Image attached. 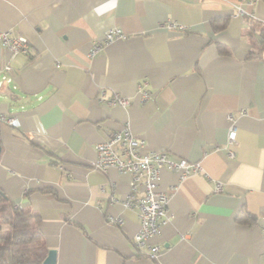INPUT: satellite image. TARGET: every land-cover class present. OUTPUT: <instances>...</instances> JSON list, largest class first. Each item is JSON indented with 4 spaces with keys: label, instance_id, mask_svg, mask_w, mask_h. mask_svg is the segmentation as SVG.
<instances>
[{
    "label": "crops",
    "instance_id": "0c3cea01",
    "mask_svg": "<svg viewBox=\"0 0 264 264\" xmlns=\"http://www.w3.org/2000/svg\"><path fill=\"white\" fill-rule=\"evenodd\" d=\"M112 27L124 36L105 43ZM0 30L30 43L11 57L0 41V116L17 120L0 119V188L40 214L56 264H264V0H0ZM125 128L199 165L183 179L161 169L174 189L155 258L134 241L130 175L95 166Z\"/></svg>",
    "mask_w": 264,
    "mask_h": 264
},
{
    "label": "built area",
    "instance_id": "2783aa9c",
    "mask_svg": "<svg viewBox=\"0 0 264 264\" xmlns=\"http://www.w3.org/2000/svg\"><path fill=\"white\" fill-rule=\"evenodd\" d=\"M256 1V0H250ZM240 12L243 9L239 7ZM165 25L169 28H184V25L174 21H168ZM124 33L121 29L112 27L104 35V42L110 43L115 39L122 38ZM0 41L10 51L13 57L20 52H28L30 43L27 37L20 34H13L10 31L0 30ZM102 43L94 42L89 55L93 56L102 49ZM6 73L2 76V81H10L13 76V67L10 62L3 66ZM147 90L140 91V99L145 100L150 97ZM109 104L128 105L129 99L122 95H114L107 98ZM0 119L9 124H16L14 116L2 114ZM237 142V125L231 122L228 141L226 147L231 157L236 155L234 146ZM97 159L95 166L106 170L109 167H116L119 171L128 173L131 177L130 189L123 204L128 208H137L140 218V229L136 233L134 241L139 248L149 247V256L155 258L160 245L150 244L151 237L160 233L161 225L165 221L171 191L174 189H163L160 187L161 169L166 167L177 172L179 179L185 178L198 164L191 163L187 159L174 160L163 151L149 150L144 139L135 135L131 130L125 128L123 131L114 132L109 139L101 141L96 146ZM217 190L222 189L221 183L216 186ZM113 222H121V218L112 217Z\"/></svg>",
    "mask_w": 264,
    "mask_h": 264
},
{
    "label": "trees",
    "instance_id": "16d2710c",
    "mask_svg": "<svg viewBox=\"0 0 264 264\" xmlns=\"http://www.w3.org/2000/svg\"><path fill=\"white\" fill-rule=\"evenodd\" d=\"M40 224L39 213L18 206L0 188V264H42L46 254Z\"/></svg>",
    "mask_w": 264,
    "mask_h": 264
},
{
    "label": "water",
    "instance_id": "95a60500",
    "mask_svg": "<svg viewBox=\"0 0 264 264\" xmlns=\"http://www.w3.org/2000/svg\"><path fill=\"white\" fill-rule=\"evenodd\" d=\"M0 152H1V143H0ZM57 251L54 248L48 250L47 255L45 256L42 264H56Z\"/></svg>",
    "mask_w": 264,
    "mask_h": 264
}]
</instances>
